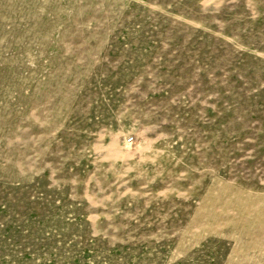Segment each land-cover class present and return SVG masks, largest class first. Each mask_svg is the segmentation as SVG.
Listing matches in <instances>:
<instances>
[{
	"label": "rangeland",
	"instance_id": "1",
	"mask_svg": "<svg viewBox=\"0 0 264 264\" xmlns=\"http://www.w3.org/2000/svg\"><path fill=\"white\" fill-rule=\"evenodd\" d=\"M0 264H264V0H0Z\"/></svg>",
	"mask_w": 264,
	"mask_h": 264
},
{
	"label": "built area",
	"instance_id": "2",
	"mask_svg": "<svg viewBox=\"0 0 264 264\" xmlns=\"http://www.w3.org/2000/svg\"><path fill=\"white\" fill-rule=\"evenodd\" d=\"M128 141H129V142H131V141H132V138H131V137H129V138H128Z\"/></svg>",
	"mask_w": 264,
	"mask_h": 264
}]
</instances>
